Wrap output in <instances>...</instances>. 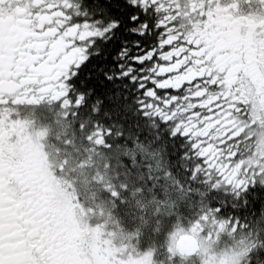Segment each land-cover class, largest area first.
I'll return each mask as SVG.
<instances>
[{
  "label": "snow or ice",
  "instance_id": "obj_1",
  "mask_svg": "<svg viewBox=\"0 0 264 264\" xmlns=\"http://www.w3.org/2000/svg\"><path fill=\"white\" fill-rule=\"evenodd\" d=\"M0 264H264V0H0Z\"/></svg>",
  "mask_w": 264,
  "mask_h": 264
}]
</instances>
